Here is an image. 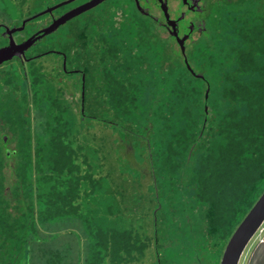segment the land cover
I'll return each mask as SVG.
<instances>
[{
	"label": "trees",
	"instance_id": "obj_1",
	"mask_svg": "<svg viewBox=\"0 0 264 264\" xmlns=\"http://www.w3.org/2000/svg\"><path fill=\"white\" fill-rule=\"evenodd\" d=\"M116 40L105 39L114 68L82 112L55 63L0 65V264H203L264 192V0H240L186 51L201 77L172 48L157 64L151 48ZM85 131L118 149L123 178L142 171L141 195L131 198L134 179L128 195L112 188ZM119 150L139 164L125 166ZM125 198L146 210L136 227Z\"/></svg>",
	"mask_w": 264,
	"mask_h": 264
},
{
	"label": "flooded vegetation",
	"instance_id": "obj_2",
	"mask_svg": "<svg viewBox=\"0 0 264 264\" xmlns=\"http://www.w3.org/2000/svg\"><path fill=\"white\" fill-rule=\"evenodd\" d=\"M7 1L16 10L17 17L0 19V48L8 45L10 38L14 43L20 44L30 37H37L40 30L51 25L60 16L91 0H71L55 8L52 7L66 0ZM0 2L4 5V0ZM239 2L240 0H100L34 40L24 54L0 65L19 62L25 68V64L31 59L53 55L54 59L45 64L50 71L54 63L59 68L57 71L62 73L60 81L56 82L65 87V97L80 103L82 112L85 101L98 100L95 88L99 85L101 70H104L105 65L108 66V71L114 68L110 65L111 51L103 46L105 39L110 38L112 44L118 37V41L122 40L126 45L125 48H132L141 54L149 47L150 55L155 53L157 56V64L161 61L163 46H167V49L180 52L187 68L193 75L201 77L200 73L191 69L186 51L209 40L228 9ZM1 9L3 13V6ZM73 21H77L74 25L76 29L71 25ZM44 39L49 41L43 48L37 47ZM71 39H77L78 46L71 49L77 52L76 56L68 47ZM105 49L106 56L103 53ZM103 60L107 63L104 64Z\"/></svg>",
	"mask_w": 264,
	"mask_h": 264
},
{
	"label": "rangeland",
	"instance_id": "obj_3",
	"mask_svg": "<svg viewBox=\"0 0 264 264\" xmlns=\"http://www.w3.org/2000/svg\"><path fill=\"white\" fill-rule=\"evenodd\" d=\"M7 3H9V2L7 1ZM0 5H1L0 6V19L1 20H6L8 18L9 19H15L17 17L16 10L12 9L13 7L3 10L4 12L1 13V10H2L1 7L4 6V5H2L1 2H0ZM76 22L77 21L71 22V25L72 26L76 25ZM73 29H76V26H74ZM48 41H49V39L42 40L40 42V44H37V47L43 48ZM40 58L42 60H44V61H50L51 59H54V56L53 55H51V56L49 55V56H43V57H40ZM95 112H96V114L98 116H101V117L104 116L102 111L96 110ZM94 122L97 123V124L99 123L98 121H94ZM84 133H85L84 134V138L86 140H88V142H97V144L100 145V152H99V154L101 155L100 162L103 165V168L101 169V173L109 175V178L111 179V182H112V188L115 187L116 184L122 185V186H124L126 188H125V190H121V191L124 193V195H128V192H130V190L132 189L131 186H133V182L132 181L134 179L135 180V182H134L135 190L134 191L131 190L132 191L131 193L133 194V195H131V198L136 197L134 195H138L139 193H141V191L143 192L144 190L147 189V185L144 184V181H142L143 183L141 181H139L141 179L140 175H142V174L139 175V172H142V171H139L137 174H136V172L135 173L131 172L132 174H129V177L125 176V178L122 177L123 174L117 173L118 171H117L116 166L113 163V160H112L113 157L112 156H114V155L116 156V154L118 153V151H117L118 149L113 148L114 149L112 151V153L114 154L113 155L112 153L108 152V142H107L106 139H102L104 145L101 147V145L103 144L102 141H100L101 139L99 140V138H98V140H97L96 138L92 137V133L91 132L87 133L85 131ZM120 153L123 156L124 160L122 159V161L124 162L125 166H126L127 162H129V165H130L131 162H133V160L139 159L138 156H137V153H135V152H132L131 156L126 155L125 153H123L122 150H119V154ZM136 164H139L138 160H136ZM127 165H128V163H127ZM137 169H139V168H137ZM127 186H128V189H127ZM116 188H117V186H116ZM139 195H141V194H139ZM142 195H144V193ZM127 198H125V201L123 202L124 204L120 203V210L122 212V215H123L124 219L127 221V223L130 222V223H132V226L136 227V226L140 225V222H141L142 218L145 219L144 215L146 214V210H144L141 205H133V204L131 205V203H126L127 202ZM120 199H121L120 201L123 200L122 197ZM127 204H128V206H127ZM111 205H112L111 207H112V210H113V207L115 206V200L111 201ZM112 210H109L108 211L109 214H107L109 222H111V219H114V216L112 215L114 210L113 211ZM127 212H129L130 214L127 213ZM140 214H141V216H140ZM134 215H136L137 217H133ZM219 249H221V248H219ZM209 251H210L208 253L209 254V256H208L209 259H205L203 264H216V262H218V260H220L223 250L217 251L216 249H209Z\"/></svg>",
	"mask_w": 264,
	"mask_h": 264
},
{
	"label": "water",
	"instance_id": "obj_4",
	"mask_svg": "<svg viewBox=\"0 0 264 264\" xmlns=\"http://www.w3.org/2000/svg\"><path fill=\"white\" fill-rule=\"evenodd\" d=\"M69 1L71 0L61 2L53 6L52 8L58 7ZM99 1L100 0H91L84 5L78 6L66 12L57 20H55L51 25L40 30V35H38L37 37H30L20 44L14 43L10 38L9 44L0 48V64L10 60L15 56L24 54V51L33 43L34 40L40 38L46 33L53 31L56 27L64 23L66 20L86 9H89ZM262 222H264V192L260 194L252 207L248 210V212L245 214V216L242 218V220L230 235L222 251L219 264H238L245 247L254 236L256 231L259 229Z\"/></svg>",
	"mask_w": 264,
	"mask_h": 264
},
{
	"label": "crops",
	"instance_id": "obj_5",
	"mask_svg": "<svg viewBox=\"0 0 264 264\" xmlns=\"http://www.w3.org/2000/svg\"><path fill=\"white\" fill-rule=\"evenodd\" d=\"M251 239L238 264H264V222Z\"/></svg>",
	"mask_w": 264,
	"mask_h": 264
}]
</instances>
